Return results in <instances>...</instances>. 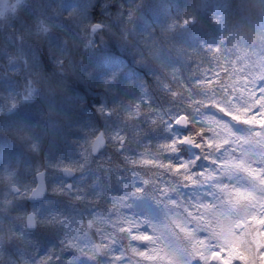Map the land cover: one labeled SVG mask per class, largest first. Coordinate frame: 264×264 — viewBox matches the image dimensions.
<instances>
[{
	"label": "rangeland",
	"instance_id": "1",
	"mask_svg": "<svg viewBox=\"0 0 264 264\" xmlns=\"http://www.w3.org/2000/svg\"><path fill=\"white\" fill-rule=\"evenodd\" d=\"M224 2L0 0V264H175V250L166 242L151 232H146L145 238L137 233L142 232V218L133 210V201L137 209L146 210L148 202L141 198V190L149 187L160 199L178 192L180 200L193 204L200 196L209 195V188L222 189L236 201H242L239 196L251 195L250 202L264 211V201L256 192L230 178L238 172L264 186V165L258 159L264 149V87L252 82L253 74L260 79L264 67L258 62L249 70L240 62L247 56V49L224 47ZM212 6H216L214 17L209 14ZM96 17L102 25L98 23L99 28L94 30ZM177 35L179 41L186 37L185 48ZM161 37L165 40L156 47L163 53H151L158 64L147 72L185 76L178 88L183 96L175 103L190 109L192 127H208V144L200 137L204 149L190 152L188 157L183 153L181 132H173L170 127L180 110L147 102L139 104L144 108L140 113L130 114L129 124L116 119L132 108L124 96L131 97L132 102L137 95L141 101L150 94L146 79L135 89L129 86V94L122 92L117 77L123 66L116 58L120 59L121 53L132 58L129 52L140 50L141 42H156ZM172 50L177 54L165 57ZM140 58L135 60L141 65L148 61L143 54ZM99 71L106 72L102 76ZM219 79L223 83L219 84ZM78 84L90 94L91 87L100 89L97 110L101 116L108 110L107 100L115 111V121H104L113 147L95 162L89 151L96 130H86V137L87 124L81 121L76 126L72 119V110L73 117H79L75 111L82 108L74 101ZM63 102L69 106H63ZM22 113L38 119L34 122L35 134L30 127L12 128L6 122L14 123L15 116H25ZM249 131L255 162L243 157L241 147L249 140L244 135ZM219 143L226 148H217ZM119 145L123 149L114 153ZM110 153L116 162L112 170L104 172L99 166ZM218 155L225 165V183L216 165ZM42 167L46 169L47 196L29 208L36 213L41 228L29 231L25 227L26 200ZM64 167L77 171L71 181L74 191L67 195ZM124 172H130L131 179L143 186H124L123 191L107 186L111 179L125 181L128 177ZM12 184L20 187L19 194L11 191ZM123 207L126 209L122 212L129 214L127 224L89 235L96 217L112 222L113 211ZM250 217L257 225L264 220V216L255 214ZM120 230L125 234L117 236ZM124 237L126 241L121 240ZM93 242L101 244V255ZM202 242L207 244H193L190 261L202 250ZM250 245L235 246L232 255L245 264L255 259L264 264V228L251 234Z\"/></svg>",
	"mask_w": 264,
	"mask_h": 264
},
{
	"label": "clouds",
	"instance_id": "2",
	"mask_svg": "<svg viewBox=\"0 0 264 264\" xmlns=\"http://www.w3.org/2000/svg\"><path fill=\"white\" fill-rule=\"evenodd\" d=\"M222 7L226 33L224 47L229 50L247 49V56L240 62L242 65L247 64L249 70L255 68L258 62L264 67V0H225ZM209 14L213 17L216 15V6L209 9ZM259 77L260 79H257L256 74H253L252 82L254 86L259 84L264 87V71L259 73ZM244 135L248 136L249 140L241 146L243 157L255 162L257 157L250 142L252 134L249 131ZM203 139L206 141L209 137L205 136ZM258 159L261 165H264V149H261ZM230 178L244 182L245 187L251 188L258 198L264 201V186L255 184L238 172H233ZM208 192L209 195L200 196L193 204L190 200H180L178 192L175 196L169 195L160 199L149 187L141 190V198L148 202L146 210L137 209L133 201V210L142 217V228L175 250V264H194L195 260L190 261L189 258L196 241L219 244L218 233L225 218H231L234 222L245 218L247 201L229 199L222 189L209 188ZM237 204L239 212L234 213L233 208ZM247 211L253 212L257 209L251 208Z\"/></svg>",
	"mask_w": 264,
	"mask_h": 264
},
{
	"label": "snow or ice",
	"instance_id": "3",
	"mask_svg": "<svg viewBox=\"0 0 264 264\" xmlns=\"http://www.w3.org/2000/svg\"><path fill=\"white\" fill-rule=\"evenodd\" d=\"M255 208L252 202H247L245 209V218L233 221L231 218H225L220 231L218 233L219 244H203L201 251L196 253L194 264H245V261L237 255H232V250L235 246H251V234L255 231L264 228V220H260L259 224H254L246 219L252 215L264 216V211L248 212L247 209ZM234 213L239 212V204L233 208ZM243 231H237L238 229ZM264 252V249H262ZM264 258V257H261ZM250 264H255L251 261Z\"/></svg>",
	"mask_w": 264,
	"mask_h": 264
},
{
	"label": "water",
	"instance_id": "4",
	"mask_svg": "<svg viewBox=\"0 0 264 264\" xmlns=\"http://www.w3.org/2000/svg\"><path fill=\"white\" fill-rule=\"evenodd\" d=\"M185 123H186V120H185V117L184 116H182L181 118H179L176 122H175V126H184L185 125ZM100 138V137H99ZM100 139H97V140H95L94 141V144H93V149H94V152L96 153L97 152V150L99 149V148H101V142L99 141ZM66 174L68 175V176H71V175H73V172L72 171H70V170H66ZM43 184V182H39V184H38V186H37V189L35 190V193L33 194V195H31V198L32 199H36V200H38V199H40V198H42L43 196H44V193H45V189H44V185H42ZM13 189H14V191L16 192L17 191V189H16V187H13ZM31 216L29 215V218H30ZM29 227H32V222H31V220H29Z\"/></svg>",
	"mask_w": 264,
	"mask_h": 264
},
{
	"label": "trees",
	"instance_id": "5",
	"mask_svg": "<svg viewBox=\"0 0 264 264\" xmlns=\"http://www.w3.org/2000/svg\"><path fill=\"white\" fill-rule=\"evenodd\" d=\"M178 37H177V40L179 41V38H180V36L179 35H177ZM186 39V38H185ZM185 39H183V37H181V41H179V42H181L182 44H183V41H185ZM141 44L145 47L146 46V49H147V51H148V53H150V47L148 46V44L144 41V43L143 42H141ZM153 45H154V43H153ZM184 45V44H183ZM146 49H141V52H140V50L139 49H134L135 50V53H136V56H137V54H139V53H141V54H143V55H146ZM136 59V58H135ZM141 59V58H140ZM149 59H152V57H150L149 56ZM133 64H135L134 62H128V65L126 66L127 67V70L129 71V72H131V74H130V79L133 77V75H132V69H131V67H133ZM140 71H142L143 72V70H141L140 69ZM133 79V78H132ZM175 85V84H174ZM188 85V84H187ZM164 91V90H163ZM174 92V90H172L171 92H167L168 94H172ZM166 93V94H167ZM165 97H168L169 98V96L167 95V96H165ZM177 100L178 99H180V96H178L177 98H176ZM164 102H163V106L162 107H164V106H166L167 105V103H166V100H163ZM199 101V100H198ZM177 109L178 110H180V111H190V109L188 108V110H186V108H180V107H177Z\"/></svg>",
	"mask_w": 264,
	"mask_h": 264
}]
</instances>
